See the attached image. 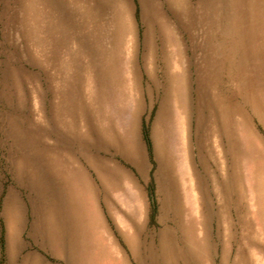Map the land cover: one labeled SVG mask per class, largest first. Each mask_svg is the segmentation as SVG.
<instances>
[{
	"label": "rangeland",
	"instance_id": "rangeland-1",
	"mask_svg": "<svg viewBox=\"0 0 264 264\" xmlns=\"http://www.w3.org/2000/svg\"><path fill=\"white\" fill-rule=\"evenodd\" d=\"M47 180L101 264H264V0H0V264H67Z\"/></svg>",
	"mask_w": 264,
	"mask_h": 264
},
{
	"label": "crops",
	"instance_id": "crops-1",
	"mask_svg": "<svg viewBox=\"0 0 264 264\" xmlns=\"http://www.w3.org/2000/svg\"><path fill=\"white\" fill-rule=\"evenodd\" d=\"M62 72L63 87L57 110L64 112L65 115L68 102H80L82 97L79 93H65L67 87L70 86V80L65 78V65ZM82 193L84 194L85 191ZM82 193H77L71 186L69 188L67 182H62L59 189L48 190L47 214L45 221L38 227V233L49 251L62 256L67 264H101L108 254L107 249L94 234L92 220L85 216L88 213L84 210V199L88 195L86 193L81 195ZM53 201L56 202L57 208L63 211L61 217H58L56 213L55 221L52 214V210H55ZM130 245H135V243L132 242ZM163 258V255L159 254L149 259L148 264H157L158 259L163 262ZM32 264H42V262L37 258Z\"/></svg>",
	"mask_w": 264,
	"mask_h": 264
},
{
	"label": "bare ground",
	"instance_id": "bare-ground-1",
	"mask_svg": "<svg viewBox=\"0 0 264 264\" xmlns=\"http://www.w3.org/2000/svg\"><path fill=\"white\" fill-rule=\"evenodd\" d=\"M177 3L179 4V2H177ZM177 3H176V4H177ZM178 4H177V5H178ZM119 23H120V22H119ZM113 45H114V44H113ZM111 46H112V45H111ZM150 61H151V60H150ZM119 76H120V75H119ZM112 78H113V77H112ZM113 80H114V79H113ZM73 93H75V92H73ZM68 103H70V102H68ZM70 104H71V103H70ZM65 110L67 111V107L65 108ZM105 110H106V109H105ZM66 111H65V112H66ZM69 111H70V110H69ZM106 111H108V110H106ZM105 114H106V113H105ZM107 114H108V113H107ZM63 116H64V117H67L68 115L66 114V115H63ZM70 116H72V115H70ZM106 119H107V118H106ZM105 122H106V121H104V123H105ZM105 125H106V123H105ZM102 175H103V174H102ZM50 182H51L50 180H47V190H52L51 185H50ZM49 185H50V187H49ZM53 205H54V207H55V210H54V209L52 210V211H53L52 214L54 215V218H53V219H54V221H55V220H56V218H55V217H56V216H55L56 213H57L58 217H59V216L61 217L63 211H61V208H57L58 206H56V202H55V201H53ZM58 212H59V213H58ZM59 214H60V215H59Z\"/></svg>",
	"mask_w": 264,
	"mask_h": 264
}]
</instances>
